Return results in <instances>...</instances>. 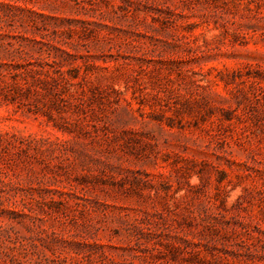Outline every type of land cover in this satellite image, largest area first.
<instances>
[{
    "label": "rangeland",
    "instance_id": "1",
    "mask_svg": "<svg viewBox=\"0 0 264 264\" xmlns=\"http://www.w3.org/2000/svg\"><path fill=\"white\" fill-rule=\"evenodd\" d=\"M0 264H264V0H0Z\"/></svg>",
    "mask_w": 264,
    "mask_h": 264
}]
</instances>
